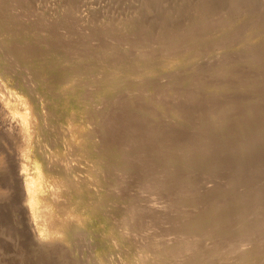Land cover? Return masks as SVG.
I'll return each instance as SVG.
<instances>
[{
	"label": "bare ground",
	"instance_id": "bare-ground-1",
	"mask_svg": "<svg viewBox=\"0 0 264 264\" xmlns=\"http://www.w3.org/2000/svg\"><path fill=\"white\" fill-rule=\"evenodd\" d=\"M83 1L0 0V84L16 72L44 105L22 138L47 137L60 113L67 144L48 154L34 142L42 161L21 170L12 210L34 253L1 236L0 264H264L260 0L240 14V0H96L102 13ZM172 5L199 13L192 30L141 33L181 21ZM207 44L215 55L176 63ZM99 222L109 236L89 230Z\"/></svg>",
	"mask_w": 264,
	"mask_h": 264
},
{
	"label": "rangeland",
	"instance_id": "rangeland-1",
	"mask_svg": "<svg viewBox=\"0 0 264 264\" xmlns=\"http://www.w3.org/2000/svg\"><path fill=\"white\" fill-rule=\"evenodd\" d=\"M251 1L240 0L238 3H236L238 4L239 14L246 13L251 8ZM119 2L120 0L117 1V4ZM175 2L177 4L182 3L180 0H175ZM229 3L233 4V1ZM81 5H83L81 7L82 10L90 8L94 11V9H98V7L101 10V13L103 10H105V6L96 0H84ZM47 6H49L51 10H57L59 7H68L69 5L67 2H65L59 6H55L51 2H48ZM257 6L264 8V0H260V4ZM114 9L117 14L123 15L125 13V9L121 7L117 8L114 6ZM171 10L174 14L181 13L182 20L173 24H168L164 23L161 18H155L152 22L148 23L147 30L141 31V33L153 34L163 31L178 32L181 29H187L190 31L198 23L199 13L197 12H190V9L188 8L178 10L173 5ZM90 15L92 16L93 14ZM94 17L91 19H94ZM107 17H110V15H103L101 20L108 19ZM242 18L238 17L235 20V23L246 24L244 23L246 22L245 18H243L244 20ZM241 20L242 22H240ZM249 26H251V23L248 25V27H246L248 30L250 28ZM254 26H256V28H254L253 32H256L262 28L264 24L257 22ZM242 43L244 42L242 41L241 44ZM198 49L199 50L195 49L196 51L193 50L189 52V58H186L188 56H184L185 59L180 57L178 60H176V63L179 62L178 64L181 65L182 63L187 62V60L190 61L191 59H196L197 57L194 55L196 53L201 59H207L208 57L215 55L213 53L216 51L213 44H207L204 48ZM2 60V55L0 53V65H2ZM2 78L3 81L0 84V92L4 93L6 91L14 90L20 95V102L17 105H11L10 101H8L7 104H3L1 102L3 100V96L0 94V162L6 164L4 165L0 163V237L14 236L15 240L18 243H21V246H25L23 248L26 250V253L28 254L27 256L32 257L34 251L31 249V244L33 238L35 237L33 229L29 226H23L21 224V218L18 214H12L13 208H15L16 205L20 203L22 198V192H20V186L22 183L21 179L23 178L21 175V170L25 167L28 169V171L33 170L34 166L42 161V157L36 152L37 148L34 146L35 141H38L42 146V149H44L48 154L56 153L60 149L64 151L67 150V144H65L61 138L63 130V118L60 117L65 116L60 113L51 116L54 118L51 120L52 123L50 124V131L47 137L40 133L37 138H34L36 133H33L28 137V139L22 138L21 122H26L29 129L34 128L33 123L38 122V124L41 125V118L39 115L43 114L42 111L44 105L38 97L33 96L31 93L28 94L24 90L21 84V78L16 72H4ZM219 99L221 98H218V100ZM227 103H229V101H227ZM53 132L56 133V136L52 138L50 135ZM24 146H27V149H23ZM15 160L17 162H15ZM33 175L34 177H38L37 171H34ZM41 201L45 202L46 200L42 198ZM31 213L32 210L29 209L25 216L28 217ZM60 218L65 219L68 222L71 221L64 214H61ZM89 230L97 237H100V235L103 237L109 236V231L106 228V224L101 222L90 224ZM101 240L102 243H104L105 239L101 238ZM65 258L66 259L64 261H59V264H73L70 258L67 256ZM82 263L84 264V261Z\"/></svg>",
	"mask_w": 264,
	"mask_h": 264
}]
</instances>
